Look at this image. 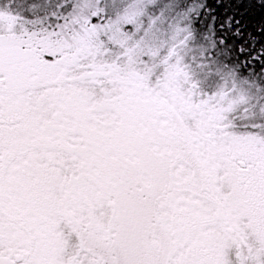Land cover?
<instances>
[{"label": "snow or ice", "instance_id": "1", "mask_svg": "<svg viewBox=\"0 0 264 264\" xmlns=\"http://www.w3.org/2000/svg\"><path fill=\"white\" fill-rule=\"evenodd\" d=\"M0 264H264V0H0Z\"/></svg>", "mask_w": 264, "mask_h": 264}]
</instances>
